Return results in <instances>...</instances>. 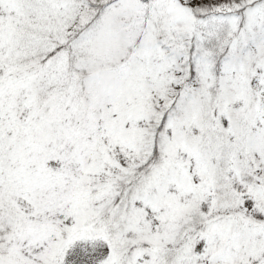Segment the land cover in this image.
Segmentation results:
<instances>
[{"label":"snow or ice","instance_id":"snow-or-ice-1","mask_svg":"<svg viewBox=\"0 0 264 264\" xmlns=\"http://www.w3.org/2000/svg\"><path fill=\"white\" fill-rule=\"evenodd\" d=\"M0 264H264V0H0Z\"/></svg>","mask_w":264,"mask_h":264}]
</instances>
